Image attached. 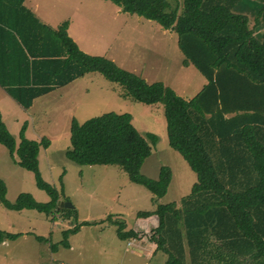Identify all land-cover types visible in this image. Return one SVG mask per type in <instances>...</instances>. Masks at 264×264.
Masks as SVG:
<instances>
[{"label":"trees","instance_id":"16d2710c","mask_svg":"<svg viewBox=\"0 0 264 264\" xmlns=\"http://www.w3.org/2000/svg\"><path fill=\"white\" fill-rule=\"evenodd\" d=\"M108 1L124 13L175 32L182 65H192L205 79L192 98L185 100L161 82L147 83L107 58L82 52L67 34V21L53 29L24 8L23 0H17V7L23 13L24 29L7 30L28 78L13 88L0 76V87L27 109L33 99L85 74L98 73L122 86L123 97L145 105L162 103L168 145L187 163L196 181L178 203L137 214L157 220L147 238L155 245L154 252L166 256L164 264H203L210 242L217 263L205 264H218L223 258L227 262V256L240 264H264V30L255 32L264 26V0L252 1L258 4L250 8L256 12L253 28L240 6L243 0ZM24 130L25 125L16 145L0 115V145L10 156L16 154L20 168L33 173L36 187L49 200L37 202L21 193L9 202L0 179V204L12 211L45 215L69 211L58 206L61 188L57 191L39 174V148L46 149L49 141L26 139ZM69 142L64 155L75 165L117 166L130 182L153 196L165 194L171 180L169 167L162 166L155 180L140 173L150 154L149 143L155 145L157 137L141 136L128 113L108 112L83 123L73 118ZM115 223L121 239H138L136 232ZM74 231L75 227L63 234ZM15 236L0 230L1 240Z\"/></svg>","mask_w":264,"mask_h":264},{"label":"rangeland","instance_id":"374dc122","mask_svg":"<svg viewBox=\"0 0 264 264\" xmlns=\"http://www.w3.org/2000/svg\"><path fill=\"white\" fill-rule=\"evenodd\" d=\"M252 1L243 0L240 6L258 5ZM47 6L59 20L69 22L70 36L86 54L107 58L147 83L161 82L185 100L192 98L205 82L192 65H182L184 57L175 32L154 21L124 13L108 0H55L47 1ZM250 12L248 25L253 28L256 12ZM258 20L261 23V16ZM257 31L261 32V28ZM123 94L122 86L98 73H88L63 95L45 97L36 104L34 128L50 143L48 150H40L37 156L39 174L57 191L61 188L60 201L73 208L45 215L35 210L12 211L0 204V230L16 235L0 239V264H164L166 256L162 252L147 253L139 244L153 228H149L150 220L138 218L137 214L152 211L160 204L178 203L189 194L196 178L168 145L163 104L145 105ZM108 112L128 113L141 136L151 133L157 137L155 145L148 142L150 154L140 173L155 180L162 166L170 168L171 180L162 197L130 182L120 167L78 166L66 159L69 119L83 123ZM17 161L16 154L10 156L0 145V179L6 188V199L14 202L19 194L27 193L37 202H47L49 197L36 187L33 173L20 168ZM115 222L123 224L125 231L135 230L138 239L132 243L136 247L127 249L130 239L117 235ZM143 223L145 229L141 228ZM74 227V232L63 234ZM209 245L203 264L217 263L215 246ZM227 257V262L223 258L218 264H240L232 256Z\"/></svg>","mask_w":264,"mask_h":264},{"label":"crops","instance_id":"0c3cea01","mask_svg":"<svg viewBox=\"0 0 264 264\" xmlns=\"http://www.w3.org/2000/svg\"><path fill=\"white\" fill-rule=\"evenodd\" d=\"M47 1H49L50 3L52 1L55 2V0H23L22 6L28 9L40 22L55 29L58 25L62 23V20L58 19L55 12L52 13L51 11L52 9L47 6ZM45 6H47L48 9H46ZM250 8L251 6H244L246 15L247 13H251ZM23 21H24L23 13L20 11L19 7H17V0H0V76L7 86H11L13 88L18 87L20 85V82L28 78L27 77L28 75L25 72V69L24 70L22 69V65L20 66L22 58L20 57L19 49H17L15 44L10 41L7 29H9V27H12L17 31L23 30L24 29ZM262 24L263 23H261V25ZM69 26L70 24L68 22L66 31L68 36L72 39V37L69 34ZM263 30H264V26H261V31ZM81 78H78L65 86L56 88L48 92L47 94H44L42 96L33 99L30 107L27 109H23L19 104H17L12 99L11 96H9V94L2 87H0L1 120L6 126L7 130L14 137L16 145L20 141L19 131L23 125H25L24 137L26 139L34 140V141H39L41 139L42 132L37 131L34 128L35 118L33 115V110L36 107V104L45 97L57 95L58 93H62L63 95V92L67 90L69 86H71L72 84H74V82H76ZM66 104H69L68 101H66ZM27 120L30 121L29 124L27 123ZM70 120L71 119H69V122ZM9 126L13 128V132L10 131ZM42 127L45 128V126ZM17 136H18V141H17ZM48 147L46 149L40 147L38 155L40 153V150L47 151ZM146 219L150 220L149 228L156 227L157 220L155 216H151ZM141 228L145 229L144 223H143V227ZM146 239L143 238L142 241L139 240V244L141 243L140 244L141 247H143V249L147 251V253L148 252L153 253L155 249V245L149 241L146 242Z\"/></svg>","mask_w":264,"mask_h":264},{"label":"water","instance_id":"95a60500","mask_svg":"<svg viewBox=\"0 0 264 264\" xmlns=\"http://www.w3.org/2000/svg\"><path fill=\"white\" fill-rule=\"evenodd\" d=\"M58 206L62 209H72V205L68 202H62V201H59L58 202Z\"/></svg>","mask_w":264,"mask_h":264},{"label":"built area","instance_id":"2783aa9c","mask_svg":"<svg viewBox=\"0 0 264 264\" xmlns=\"http://www.w3.org/2000/svg\"><path fill=\"white\" fill-rule=\"evenodd\" d=\"M133 241H136V239H130V241L127 242V244H126L127 249H130L132 247H136L134 245V243H132Z\"/></svg>","mask_w":264,"mask_h":264}]
</instances>
